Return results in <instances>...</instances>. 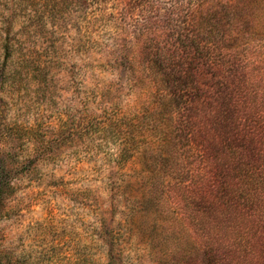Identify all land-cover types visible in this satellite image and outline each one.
Listing matches in <instances>:
<instances>
[{
    "label": "rangeland",
    "instance_id": "374dc122",
    "mask_svg": "<svg viewBox=\"0 0 264 264\" xmlns=\"http://www.w3.org/2000/svg\"><path fill=\"white\" fill-rule=\"evenodd\" d=\"M154 1L163 13L172 7ZM11 4L0 0V264H204L190 203L177 189L155 199L150 155L117 161L131 144L124 129L119 137L96 131L148 104L114 64L117 49L137 50L125 9L136 8L138 20L144 4L69 0L39 34L9 30ZM2 36L39 46L50 72L9 73L18 60L5 62Z\"/></svg>",
    "mask_w": 264,
    "mask_h": 264
},
{
    "label": "trees",
    "instance_id": "16d2710c",
    "mask_svg": "<svg viewBox=\"0 0 264 264\" xmlns=\"http://www.w3.org/2000/svg\"><path fill=\"white\" fill-rule=\"evenodd\" d=\"M135 1L147 9L138 20L136 8L125 9L137 50L117 49L114 64L149 101L96 131L119 137L124 129L131 144L117 161L150 155L146 168H159L155 199L177 189L190 203L204 264H264V0H167L164 13L154 0ZM68 6L12 0L9 30L29 26L39 34ZM1 43L5 62L18 60L9 73L37 79L50 72L39 46L3 36ZM247 54L258 63L250 65Z\"/></svg>",
    "mask_w": 264,
    "mask_h": 264
}]
</instances>
